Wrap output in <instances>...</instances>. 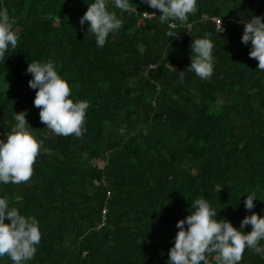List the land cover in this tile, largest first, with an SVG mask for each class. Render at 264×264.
<instances>
[{
    "label": "trees",
    "instance_id": "1",
    "mask_svg": "<svg viewBox=\"0 0 264 264\" xmlns=\"http://www.w3.org/2000/svg\"><path fill=\"white\" fill-rule=\"evenodd\" d=\"M90 3L0 0L19 36L0 60V139L26 111L42 141L31 179L0 185V197L39 222L41 242L27 264H167L177 222L201 197L217 221L237 229L246 215L264 216V71L241 42L242 21L264 16V0H197L187 24L161 23L142 0H130L128 12L108 0L122 28L103 48L79 24ZM213 16L224 19L226 34ZM205 37L214 71L200 79L187 68L191 41ZM47 60L58 64L70 98L89 104L82 138L57 136L40 121L26 69ZM206 264H216L215 254ZM240 264L264 258L245 249Z\"/></svg>",
    "mask_w": 264,
    "mask_h": 264
},
{
    "label": "clouds",
    "instance_id": "2",
    "mask_svg": "<svg viewBox=\"0 0 264 264\" xmlns=\"http://www.w3.org/2000/svg\"><path fill=\"white\" fill-rule=\"evenodd\" d=\"M115 8L121 12L131 11L130 0H113ZM150 8L161 14V23L180 21L187 24L189 14L196 11L197 0H142ZM149 18L157 16L146 12ZM88 24L87 32L95 37L97 48H103L109 35L122 28V20L116 13L108 10V0H92L88 4L79 24ZM241 42L251 44L249 57L258 61L257 70L264 71V16H253L242 21ZM6 8H0V60L5 58L9 49H16L19 36L13 30ZM171 27H175L174 24ZM221 22L218 32L222 31ZM177 34L168 31L167 37ZM214 44L208 38H196L190 45V65L188 71L200 79H208L214 71ZM58 64L53 60L34 61L28 64L27 74H31L29 87L36 90L33 104L39 111L40 121L46 129L57 136L74 135L82 138L86 129L84 122L89 107L87 101H74L70 98L68 82L58 74ZM180 81L185 71H178ZM26 111L14 114V125L0 139V185L22 184L33 175V165L42 148L30 132L32 128L26 120ZM255 194L247 195L244 208H255ZM190 212L177 222L178 231L169 249L167 264H206V258L215 254L216 264H240L245 249L264 258V216L253 213L246 215L239 226L234 227L226 219L217 221V211L203 197L195 199ZM6 221H10L6 223ZM250 232H245L246 226ZM42 234L39 222L33 216L20 214L16 207L10 206L7 198L0 197V258L7 256L12 264H27L31 261L40 244Z\"/></svg>",
    "mask_w": 264,
    "mask_h": 264
},
{
    "label": "built area",
    "instance_id": "3",
    "mask_svg": "<svg viewBox=\"0 0 264 264\" xmlns=\"http://www.w3.org/2000/svg\"><path fill=\"white\" fill-rule=\"evenodd\" d=\"M142 15L144 17H146V18H149V16L147 15L146 12L142 13ZM211 21L215 25V29H216L217 32H218V28H219L220 22H221V27H222L223 30L222 31H219L218 33L219 34H226L227 30H226V27L224 25V19L222 17H220V16H213L211 18ZM188 28L190 29L191 28V25H189ZM106 212H107V208L104 207V209L102 210V222H105V220H106Z\"/></svg>",
    "mask_w": 264,
    "mask_h": 264
}]
</instances>
